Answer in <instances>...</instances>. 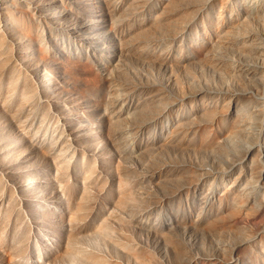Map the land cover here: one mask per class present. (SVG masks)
I'll return each instance as SVG.
<instances>
[{
	"label": "rangeland",
	"instance_id": "374dc122",
	"mask_svg": "<svg viewBox=\"0 0 264 264\" xmlns=\"http://www.w3.org/2000/svg\"><path fill=\"white\" fill-rule=\"evenodd\" d=\"M261 17L0 0V264H264Z\"/></svg>",
	"mask_w": 264,
	"mask_h": 264
},
{
	"label": "bare ground",
	"instance_id": "6f19581e",
	"mask_svg": "<svg viewBox=\"0 0 264 264\" xmlns=\"http://www.w3.org/2000/svg\"><path fill=\"white\" fill-rule=\"evenodd\" d=\"M247 26L248 25H245L246 28L243 31L235 30V32H233V34L238 35V36H245L246 35L245 31L249 30V26L248 27ZM256 32L260 33L264 37V17H261V20H259L258 27L256 28ZM254 43H255L254 44L255 46L263 47L260 44H257L256 40L254 41ZM260 51H262V50H260ZM262 61H264V60H262Z\"/></svg>",
	"mask_w": 264,
	"mask_h": 264
}]
</instances>
